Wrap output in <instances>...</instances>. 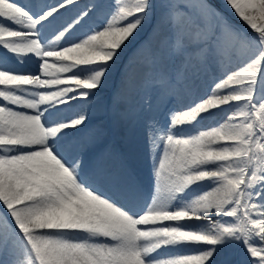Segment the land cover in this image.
Listing matches in <instances>:
<instances>
[{"label": "snow or ice", "instance_id": "obj_1", "mask_svg": "<svg viewBox=\"0 0 264 264\" xmlns=\"http://www.w3.org/2000/svg\"><path fill=\"white\" fill-rule=\"evenodd\" d=\"M223 3L245 29L209 0H0V264H264V0ZM153 16L144 77L121 79L165 108L143 123L145 197L85 153Z\"/></svg>", "mask_w": 264, "mask_h": 264}, {"label": "bare ground", "instance_id": "obj_2", "mask_svg": "<svg viewBox=\"0 0 264 264\" xmlns=\"http://www.w3.org/2000/svg\"><path fill=\"white\" fill-rule=\"evenodd\" d=\"M209 2L213 4L212 1L209 0ZM213 5L225 17L233 13L229 7H226L224 3H219L218 0L217 4ZM238 22L239 24L236 23V25L239 29L246 28L242 21ZM155 24L156 17L153 16L139 29L135 39L128 43L120 53L114 71L99 94L102 106L90 110L89 122L98 125L100 133L85 153L86 161L93 156L104 154L105 158L117 167L122 164L127 165L132 170L134 178L142 185L143 196L149 194L152 184L150 160L145 150L143 123L148 116L152 115L163 122L165 108L159 104L154 93L147 86L138 87L129 92L122 88L121 79L124 72H128L137 80L144 77L146 71L142 67L144 49L147 42L154 37L153 26ZM149 95L153 96L151 111H148L147 104L144 102ZM167 107L171 108L173 105L169 104ZM207 126L206 121L203 127ZM192 131L195 132V129Z\"/></svg>", "mask_w": 264, "mask_h": 264}, {"label": "rangeland", "instance_id": "obj_3", "mask_svg": "<svg viewBox=\"0 0 264 264\" xmlns=\"http://www.w3.org/2000/svg\"><path fill=\"white\" fill-rule=\"evenodd\" d=\"M210 1H212L213 2V4H217V0H210ZM219 1V3H222L223 4V2H221V0H218ZM218 11H219V9H218ZM227 18L229 19V20H231L230 22L233 24V25H235L236 27H237V25H236V23H238L239 24V22L238 21H241L236 15H234V13H231L230 15H228L227 16ZM238 28V27H237Z\"/></svg>", "mask_w": 264, "mask_h": 264}]
</instances>
